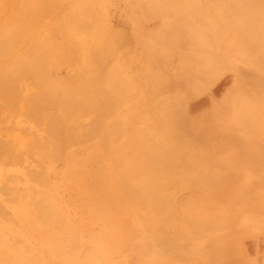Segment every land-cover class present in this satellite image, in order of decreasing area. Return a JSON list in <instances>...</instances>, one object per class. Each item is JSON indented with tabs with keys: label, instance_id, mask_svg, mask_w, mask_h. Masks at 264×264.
<instances>
[{
	"label": "rangeland",
	"instance_id": "obj_1",
	"mask_svg": "<svg viewBox=\"0 0 264 264\" xmlns=\"http://www.w3.org/2000/svg\"><path fill=\"white\" fill-rule=\"evenodd\" d=\"M48 1H53V2L57 1V4L54 3V4H50V5L53 7V9L61 8L64 11L67 10L66 8H67L68 4L72 5L71 2L75 3V0H0V23H2L4 20H6V18L9 16V13L12 10H18V14L19 13H27V14L28 13H34V11L41 10V9L51 10L50 5L47 4V3H49ZM81 1H85L86 6H89L92 9L91 10L88 8V11L91 10V11L87 12L88 18H91V19H94L93 17L102 18V22L99 23L100 26L105 25V23L108 21V19L114 20L115 21L114 27L117 30L123 31V33H124V39L121 40L123 47H122V44H121V46L116 45L117 38H116V41L113 40L112 43H110L112 40V39H110L107 42L108 46L106 43H103V46L105 48L109 49L111 47L110 48L111 54L108 56V59H105V61H106V63L107 62L110 63L109 67H110L111 71L109 74V80L112 79L109 84H106V85L103 84V86L105 85L106 87H108L112 83H116V81L119 80L118 84H116L117 86L115 85L116 89L118 91V89H120V88H118V86L121 83H124L127 81L134 83V81L131 79V76H133L132 75L133 74V72H132L133 68L131 67L132 68L131 69L130 67L129 68L125 67L127 65V63H131V64L136 65V64H139V62H141V61H139L140 56H138V54H137L140 46L137 45L136 40L134 39L135 38L134 36L139 33L138 30L142 31V32L143 31L144 32L149 31L150 29L152 30L153 28L154 29L157 28L160 30L163 24L161 23L160 20H155L153 22L152 21L146 22L144 20L145 15L149 12H146L145 10H142L139 8V0H81ZM151 3H153V5H155V7H157V4H159L158 0H152ZM62 4L64 6L61 7ZM166 4H167L166 5L167 7H170V5H169L170 3H166ZM190 4H193V3L190 2ZM130 5H132V6H130ZM171 8H173V7L171 6ZM154 10L155 9H153V11ZM132 13H135L136 14L135 16H137V18L135 19L136 24H133L134 22H132V20H130L131 18H133V19L135 18V16L130 15ZM19 15L21 17L24 16L23 14H19ZM55 17H56V14H54V16H52V14L47 15L46 17H44L42 19H36V18L31 17L32 18L31 22H23V23H26V24L31 26L30 29L32 31V37L33 38H38V39L43 38L44 39V38H48V33H51V32H47L46 27L49 26V23H51L55 19ZM105 20H107V21H105ZM118 24H120V26L116 27ZM3 26H6L7 30ZM13 26L10 27L8 24L0 25V34H1L0 35V43L5 47V49L7 48L6 50H4V53L3 52L0 53L1 54L0 55V82H2L3 85L1 83L0 84L2 86L8 85L11 87H13V86L16 87V85H17V87H19V89H21V90L27 89L30 92H33V91L37 92L36 88L40 89L39 86L36 87V85L31 83L30 81H28V80L26 81V79H22L24 77L23 76L24 75L23 74L24 69L21 70V68H19L20 70H18L17 68H13L14 65L12 63H10V64L8 63L11 61L10 60L7 61L6 60L7 57L6 58L4 57L5 55L8 54V52H10L8 54V59L9 58L11 59L12 56L10 57V54L12 51H9L10 46H12L11 44H14L17 47V49L15 47L16 50H19V47L24 49V46H25V44L22 43V41L24 42L26 40V37L19 38L17 36L19 38L18 39L16 37V35H14V33H16L17 31L16 32L14 31V33H11L9 31V29L12 30V28L14 29L18 25H15L14 27ZM2 28H4V29H2ZM210 29H212V28H210ZM163 31H166V30H163ZM9 32L11 33V35L9 34ZM19 32H21V31H19ZM88 40H89V38H88ZM6 41H8L9 43H7ZM54 41L58 42V41H56V39ZM78 41H82V42L84 41L83 42L84 44L80 43V48L83 47V50H82L83 53L81 52L82 55L80 56L81 58H79V61L75 60L78 58H73V57L68 58L69 60L68 59L64 60L65 56H62L63 62L60 61V63H62V65H61V69L58 72H59V74L73 76L72 71L74 68H75V70H77V69H80L82 67V65H92L94 63V68L91 69V71L88 73L89 75L87 74L88 76H86L87 79L89 78L87 81H85L86 83H88L87 85L90 84L88 87H87L86 83H82V85L79 84L78 82L76 83L75 81H77V79H75V80L73 79L70 82L73 84L69 83L68 85H66L68 87H75L77 85L79 87V85H81V86L84 85L83 87H79V88L91 90L94 87L93 85H99V82L96 83L97 74H96L95 67L97 66V62L95 59V55L91 51H92V49L96 50L98 48H101V46H100V44H98V42L90 43V42L85 41V39H83V40L78 39ZM154 41H155V39H154ZM160 41H161V39L158 38L157 43H160ZM216 41L217 40H215L214 42L216 43ZM3 43H5V44H3ZM19 43H21V44H19ZM215 43L208 42L207 46L212 44L211 46L213 47V45ZM20 45H22L23 47ZM92 45L93 46L95 45L94 48ZM124 45H127L128 47L124 46ZM113 47H115V49H117V48L118 49L113 51V49H112ZM89 48H92V49L88 50V53H87V49H89ZM127 48L129 50H126ZM123 49L125 51H123ZM115 51H117L116 57L119 54L118 58L114 57ZM124 52L126 53V55ZM122 54L125 55L124 60H123V58H121V57H123ZM130 54H131V56H129ZM85 55H87V56H85ZM83 58H84V60H83ZM115 58H116V60H115ZM127 58H130V59L127 61ZM222 59H223V61L226 62L225 58H222ZM3 60H5V61H3ZM206 62H208V60H206ZM225 62H222V63H225ZM232 62H234V61H232ZM238 63H237V65H238ZM70 65H72V66L74 65L75 67L72 68V66H70ZM234 65H236V62ZM239 66H241L243 68L250 67V65L246 64V62H243V63L240 62ZM68 68H70V70H68ZM179 68H180L179 67V61H175V62L173 61L171 63L167 62L166 66H165V72H164V74H162L161 77L149 73L145 78L146 80L144 81L143 86L140 83H138L137 85H133L131 83L135 87V88L133 87L134 89H130V90H133V92H129V90H126L127 95H125L126 92H124V94L121 95V96L125 95L126 97H121V99L118 102V105L114 109V111L108 110L107 108L99 107L98 104H95V99L92 97L90 99H87L85 102H81L83 108H81L80 110L77 109L79 111V113H77L78 112L77 110L71 111V114H72L71 117L72 118L71 119L67 118L72 122L75 121V123L78 125L79 124L82 125L83 123L89 124L90 122H93L96 117L97 118L99 117V119L105 123V124H103V130H104L103 133L105 131H106V133H104L103 136H105L107 134V138H106L107 141H109V142L115 141L116 144L118 143V146L121 148V150H126V148H124V145L126 142H128V140H127V137L125 134H123L121 137H120V135L116 136V128H117V125H119L118 123L116 124V122L120 121L121 123L120 122L119 123L123 124V125H121V127L124 130L125 127L128 126L129 119L135 118V120L133 121L134 128L136 129V134H135L136 138H134V140H133V145H135V152L133 151L134 157H132V161H135V162L132 164L131 161H129L131 164H128V165H130V166L127 168H126V166L121 168L120 175H119L123 179L126 177L131 183L133 182L134 184H139V182L143 181L141 178H139V176H137L133 173L132 169H138L136 166L139 167L140 165H143L144 167L140 168L143 171L151 170V168L148 167V165L145 161V155H144L145 154V150H144L145 145H147V143H148V145L150 147H152L154 145L153 140H155V144H156L159 141L160 142L163 141L165 136L167 138H170V136H172L171 130L175 129L170 124H169L170 128L167 127V128H169V129H167L165 127V126H168V125H166L167 124L166 121L164 123H162L161 125L156 123L157 122L156 114L160 111V108H159V111H157L155 113V110H158L157 106H151L146 110H143L142 108H139V109L137 108V106H139V104H141V102L143 103V102L147 101V94L149 92V85H147V81L152 82L150 85L151 89H154L156 86H157V88H159V86H161L163 84V80L170 78L174 74H180L181 71ZM251 69H253V68H251ZM8 70H10V72H8ZM92 72H95V73H93V75H92ZM111 73H113V74L111 75ZM230 73L231 72H226V73L222 74L220 77L214 78L213 80H211V81H213V83H210V85H208V89H206V90L204 89V91L202 88L201 89L200 88L195 89L194 95L195 94L197 95L196 96L197 99H195V101L210 98L211 96H213V91L218 87H221L223 89L228 88V86L232 83L230 79L231 78L233 79L234 77H236V76L233 77L232 75L229 76ZM121 74H122V76H121ZM1 75L2 76L5 75L8 78H6L4 76L1 79ZM163 75L165 76L164 79H163ZM228 76L231 78H229ZM53 78H55V77H53ZM259 78H262L260 74H259ZM6 80L8 82H6ZM4 81L6 84H4ZM22 84H24V86H22ZM21 86H22V88H21ZM100 86H101V84H100ZM162 87H160V88H162ZM61 88H63V87H61ZM137 90H139V93L137 92ZM117 91H115V96H117L116 95ZM134 92H135V94L138 93V95L133 94ZM68 93L69 92H58L56 94V96L59 97V99H62V101L65 99V97H67L69 99L68 100L66 98L64 100V102L65 101L70 102L71 98L72 99L74 98V100L78 101V97H76V96L74 97V95H71L70 93H69L70 94V97H69V95H67ZM127 96L128 97L130 96L131 99L127 100L126 99V98H128ZM132 96H136V97L135 98L133 97L134 98L133 99ZM186 96L187 97L192 96L191 91H190V94H186ZM220 99H221V95L216 97L217 101H219ZM8 101H11V99H8ZM248 101H251L250 97L241 95V93L239 91L234 92V94L232 95V102L235 103V105H234L235 107H232L230 111L233 112L235 117L242 118L243 120L246 119L247 110L245 107H246V104L248 103ZM5 104L3 105V103L0 102V119H1L0 130H7L8 131L4 135L0 134V145H1L0 146V156H1V158L6 156V153H7L6 150L9 152L10 151L21 152V154H23L24 157H26V155H27L26 152H28V151L29 152L33 151L35 154L40 155V153H38L33 148L30 150L29 149L27 150L26 148H24L26 146L27 142L30 141V139L34 140V139H37L40 135H42V132L40 131V129L36 128V126H34L33 123L28 122L27 120H24V119H20V118L16 119V120L8 119V122L2 121V118L6 117V114H5L6 110L8 112H10L8 110V108H6V110H3V108L6 107ZM7 104H9V103H7ZM17 104H16V106H17ZM30 105L32 106L33 104H30ZM20 106L21 105L19 103V107ZM31 106H28V107H31ZM26 108H27V106L26 107L21 106V110H25ZM62 111H64L63 108H62ZM62 111H61V109L59 110L60 114L64 115V112H62ZM73 115H77L78 117L73 116ZM100 116H102V118ZM84 117H85V119H84ZM3 120H5V119H3ZM11 121H12V123H11ZM11 129H12V132H11ZM27 129H29V130L27 131ZM158 129H159V134L157 132ZM163 129H165L166 132H164ZM26 131H27V133H26ZM175 131H177V129H175ZM221 131L224 132V131H230V130L226 126V129H225V127H223ZM25 133L27 136H25ZM109 134L111 136H109ZM146 134H149L150 138L147 137V139H146L144 137V135H146ZM157 134H158V136H157ZM12 136H14V138L16 140ZM34 136H35V138H34ZM13 139L15 140V142ZM20 139H22V140H20ZM1 140L4 141V144H8V145L2 146L4 144H2L3 141H1ZM10 140H12V141H10ZM117 140H118V142H117ZM157 140H159V141H157ZM9 142L10 143L13 142L12 145L15 144V146L12 147V149L10 147ZM90 142L94 143L93 138H91ZM90 142L88 144H86L87 148H89L92 145V143H90ZM141 144L143 145V152L139 148V146ZM255 144L256 145L264 144V142L261 141V136H260L259 142L254 140L253 145H255ZM252 147H255V146H252ZM256 147H258V146H256ZM190 148L192 149L191 146H190ZM81 149H83V148H77L76 146H74L68 152L63 153L62 155L58 154V155H55L53 158L44 159V161H42L40 163V166L35 167L36 168V174H37L36 180H31V179L27 180V178L24 177L27 181H23V182H20L18 180V181H15L14 183L13 182L11 183V181L9 179L4 178L3 176H5V175L7 176V171H9V172L10 171H16V169H19L20 172H18V174L20 176H22V172H21L22 167H20V168L14 167V168H11L10 170H8L9 168H7V167L4 168L5 165L1 164L2 159H0V190H1L0 191V205H2V206H0V208L2 207L0 209V217L5 216V217L0 218V264H9L10 261H13L12 260L13 255H23V257L25 259V264H46L45 260L42 257V254L39 253L40 251H44V250L41 249L40 247H39V249H37V243H36L35 239H33V238L28 239L27 238V234H28V231L30 230V228H33V229L35 228L38 231L37 234H40L42 236V238H46L50 242V245H51L50 247H52V248L51 249L45 248L46 254H54V252L56 254H58L59 259H60L58 264H135L132 262L133 261V251L132 250H133V248L136 249L137 241H132V239H133L132 237L136 236V231L133 230V228H132V225H131L132 222L130 221V214H123V216L120 215L119 222L117 221V218L112 215L111 212H106V213L103 212V214H100L99 216H94L95 220L89 218L90 215L87 212L89 209L88 208L89 204L91 205V202H90L91 197L89 198V194H87V193L85 194V191H83V189H82L83 185L86 183L87 190L90 192V188L88 185V178L84 177V172H83L84 169H82L80 165H79V167H77L75 164V163L82 164L81 161H82L83 152L79 151ZM170 149H171L170 147H165L166 151H164L163 157L165 160L167 157H168V159L171 157L172 159L171 158L170 159L173 161V158H174L175 161H173L172 166H170V164H167V162L163 163V165H165L164 169L166 171L162 170L160 172V175H159V180H161L160 184H162V189L160 190L161 191L160 194L163 196L165 195V193H168L170 195L171 184H169V183L171 181L170 176L172 174L170 172H172V171L175 172V171L180 170L179 164L180 165L183 164L185 166L189 165V166H192L194 168V167H197L196 165L203 163L202 161L206 162L208 160V158H212L211 157L212 155L210 152H203V153H200L201 155L199 154V156H200L199 160L194 163L193 161H191L192 154H190V152L188 153L189 156H186L187 151L185 153V152H182L178 149H174V150L173 149L170 150ZM128 150L130 152H132L130 149H128ZM74 153L79 154L80 157H78L75 160L73 167L71 168V170H69L68 166H65V165L68 163H72V162H67V159H65V158L67 157L66 155H72ZM184 153H185V155H184ZM180 154H183V155L180 156ZM31 155H33V153ZM196 157H198V156H196ZM256 157L259 159V161L264 160V157L261 154H255L254 158H256ZM237 158L242 160V161L245 159V158L240 157V155H239V157H236V159ZM177 159H179V160L176 161ZM104 160H106L105 156L103 158V161ZM123 160H124V158H123ZM229 161H230V159L227 160L226 162H224L223 165L230 166ZM166 164L169 166H167ZM247 166L249 167V165H247L246 163H242L239 166H235L234 167L235 170L233 172L243 170V169L247 168ZM169 168H171L172 171H170ZM3 170L5 171V173ZM125 170L127 172H125ZM3 173L5 175H2ZM225 174H227V173H223L222 175H225ZM229 174H231V172ZM73 175H74L75 181L73 180ZM160 176H162V177H160ZM163 176H165V177L163 178ZM43 178L47 179V183H48V184L46 183L47 186H44L41 183V181H44ZM8 180H9V182H8ZM118 180H119V177H118ZM58 181H60V182H58ZM178 181H179V179H177V182ZM56 182L57 183L62 182L64 184H66V187L62 189V192H61L59 197L57 196V193L55 192V189H54L55 186L57 185ZM179 182H184V181H179ZM190 185H192V184L190 183ZM31 186H32V188H30ZM4 187L6 188L7 191H9L7 194L3 192V191H6V190H4L5 189ZM164 187H166V188H164ZM11 188H13V189H11ZM67 189L69 190V192L68 193L64 192L65 190L67 191ZM114 189L116 192L118 191L117 185H116V188H114ZM11 190H14V191H11ZM16 190L22 191V192H20L19 196L15 195ZM23 190H25V191H23ZM181 191L182 192L185 191V188H184V190H181ZM221 191L225 194L231 193L230 189L227 187L222 188ZM23 192L27 193V196L25 195V197H24V195H22L24 198L19 199V197H21L20 195L23 194ZM142 192H144L145 194H148L149 190L143 189ZM179 192L180 191H177V192H175V194L178 196ZM192 192L194 193V191H192ZM10 193H13L15 196H11L12 194L8 195ZM183 195H185V194H183ZM15 197H18V199L17 198L15 199ZM11 198H14V200L13 201L10 200ZM222 198L229 203L233 200L230 197H228V198L222 197ZM177 199H179V198H177ZM129 200H130V198L127 199V203ZM147 200H146V206L143 207L144 204L143 205L141 204L142 209L138 208V211L141 214L144 213L146 215L145 218L149 219V221L151 223H153L154 221L162 220L160 225L155 224V225H158L157 227H155V228H158L155 230V233H156V237H158L159 239L161 238V236L163 237L167 232H173L172 236L166 237V239L168 240V243L172 239L174 241L172 243V245L174 246L173 247L174 250L178 251L180 253V255L183 254L184 258L186 257L185 259H187L184 261L176 260V262H179L181 264H194L192 261L191 262L189 261L190 257L193 258L194 256H197L198 254H200L201 251L205 252V251L210 250V249H208V247L210 246L209 240L211 239V237L209 235H207L211 232V231H209V229L206 228V229L196 230L193 228H189L186 225L182 224V222H180V221H179L180 222V224H179V222H177L176 219H173L171 221L170 220L166 221V219L168 217H170V215L177 218V216L183 217V214L181 213V215H180L178 210L176 213H174V209L170 208L171 206H168L170 203H167L166 206L163 205L162 207L157 209V207L153 204V201L151 199H149V200L152 202H150L149 200L147 202ZM10 201H12L14 203H11ZM241 201H247V200H241ZM141 203H143V202H141ZM210 204H211L210 205L211 207H213V205H215L213 203H210ZM128 205L130 207H135V206H133L135 204L132 205V204L128 203ZM210 206H209V208H210ZM21 207H23V209H25V212H26L24 214L23 221L20 218H18L17 216L12 214V211L16 212V209L21 208ZM108 209H109V207H108ZM108 209L106 211H108ZM166 210H168L169 212L168 211L165 212ZM210 214H214V213L210 211L209 214H202V216H198L199 218H194V219L192 218V220H193L192 222L200 223L206 219H211L212 216H209ZM213 216H215V215H213ZM121 218L124 221L121 220ZM163 220H164V222H163ZM170 228H173V230H171ZM225 229H227V228H225ZM48 232L51 233V236H49L47 234ZM160 233H162V235H160ZM200 234H204L205 237H202ZM134 242H135V244H134ZM182 246H184V247H182ZM145 252L147 254L150 251H148L146 249ZM146 254H145V256H148ZM145 256H143V259L146 260V262H145L146 264H154V260H151V258H147ZM158 261L161 262V259H159Z\"/></svg>",
	"mask_w": 264,
	"mask_h": 264
},
{
	"label": "crops",
	"instance_id": "obj_2",
	"mask_svg": "<svg viewBox=\"0 0 264 264\" xmlns=\"http://www.w3.org/2000/svg\"><path fill=\"white\" fill-rule=\"evenodd\" d=\"M158 7H161V5ZM158 20H160L161 23L163 24L160 30L157 28L156 29L153 28L152 30L150 29L149 31L146 32L140 31L142 35L143 46L147 49L149 48L151 50L150 52H152L149 55V61L151 62V66H149V68H147L144 71V74L140 73L141 76L139 77L136 76V78L138 79V81H142L144 78H146V76L149 73L161 77L162 74H164L165 72L166 63L167 62L171 63L173 61L174 62L179 61V67H180L179 69L181 73L172 75L170 78L165 79L162 84L163 87L162 85L159 86V88H157L156 86L154 89H151V87H149V92L147 94V101L143 103L141 102V104H139L137 108L138 109L142 108L143 110H146L151 106H157L158 108L157 107L156 108L158 110H155V113L159 111L160 108V111L156 114V120L158 122L156 123L161 125V123H164L166 121L167 123L166 125H168L166 126V128L167 127L170 128L171 124L172 126L175 125V127L173 128L179 130L175 132L182 133L181 135L178 134V137H176V139L178 138L179 140L180 138V140L182 141V139L185 138L186 140V142L185 140H183L182 142L180 140H179L180 142L177 141L179 142V146L181 147L180 151H182V146H183V145L181 146V144L183 143L185 145L186 143L187 145L189 141L188 138L192 139L193 142L189 141L192 144L191 143L188 144L187 149L189 145L194 146L193 145L194 143L198 144L195 145L194 148L192 147L193 149L190 148V150L188 149L189 151L187 150L186 156H189L188 155L189 152L190 154H192L191 161H193L194 163L197 162L200 157L199 154L203 152H210L212 158H208L206 162L202 161L203 163L196 165L197 167L194 168L192 166L189 165L185 166L183 164L181 165L179 164L180 170L175 172H173L172 169L170 168L171 170L170 169L169 170L172 171L171 172L172 178L169 183L171 184V192L170 195L168 193H165L166 196L165 195L163 196L160 194L161 193L160 190L162 189V184L158 183V178H159L158 173L160 175L161 170L160 172L158 171L159 169L164 168V165L162 163L165 159L163 158L164 160L162 162L161 161L159 162L158 161L159 159L157 160L159 155L157 158H155V160L163 166V167L160 166V168L157 169V167L160 164L158 163L157 166L156 165L157 162L153 161L154 159L153 160L151 159V161H149L150 159L146 158V154L148 155L150 149L152 150V148L147 143V145H145L144 148L146 153L145 161L147 165H151L152 161L155 162V164L152 163L153 166L152 167L150 166L151 170L148 171L147 170L143 171L140 169L144 167L143 165H140L139 167L136 166L138 169H132L133 173L139 176V178H141L143 181L139 182V184H134L133 182L131 183L126 177L123 179L122 177L119 176L121 168L125 166L127 168L130 166L128 164L131 163L133 164L135 162L132 161V157H134L133 151L135 152V145H133V140L134 138H136L135 137L136 129L134 128V124H133L135 118L132 119L130 118L131 120L129 119L128 126H126L124 130L121 128V130H123L121 135L125 134L128 140V142H126L124 145V148H126V150H121V148L118 146V143L116 144L115 146L116 155L114 158L115 166H114V170H112L111 173L105 172V169L101 164V161L98 162L97 165L98 169L97 170L93 169L92 173H91L92 166L86 165L85 159H83L82 164L79 163H75V164L77 167H79L80 165L81 168L84 169L83 170L84 177L88 178V185L90 188V192L91 190H94L96 187L98 188L103 185L102 191L103 190L105 191L103 193V197L107 198L108 200V197L111 195V199H114V201L109 200V204L115 206L118 205L120 207V211H115L112 213V215L117 218L118 222L120 219V215L123 216V214H130V221L132 222L130 223L132 225L133 230L136 231V236L133 237L131 236L133 238L132 241H137L136 249L133 248L132 250L133 263L144 264L146 262V260L143 259V256H145L146 254L145 252L146 249L150 252L147 253L146 255L148 256L145 257L154 260V264H181L179 262H176V260L178 261L187 260L185 259L186 257L184 258L183 254L180 255L178 251L174 250L173 248L174 246L172 245L174 241L172 239L169 242L171 244L168 243L166 237L172 236L173 232H167L163 237L161 236L160 239L156 237L155 230L158 228L155 227L160 225L162 220L154 221L153 223H151L149 219L145 218L146 215L144 213L141 214L138 211V208L142 209V206L141 204H138V201L144 203L146 201L145 200L146 197L147 199L152 197L150 199H152L153 201L154 199H156L153 202V204L157 207V209H159L163 205L166 206L167 203H170V200L173 202V200L175 199L174 200L175 202L170 203L169 206L173 204L174 206L172 205L171 208L173 207L174 213H176L178 210L180 215L181 213L183 214V217L177 216V218H175L174 216L170 215V217H168L166 221L169 220L171 221L173 219H176L177 222L180 221L182 222V224L186 225L189 228H193L196 230L207 228L209 229V231H211L209 234H207L211 237V239L209 240L210 246L208 247V249L210 250L205 252L201 251L200 254H198L197 256H194L193 258L190 257L189 258L190 262L192 261L194 264H225V263L226 264H264V161L263 160L259 161L257 157L255 158L256 160H254L255 154H261L264 157V144L253 145L254 140L258 142L260 141V136H261V141L264 142V121L263 122L258 121L260 119L264 120V115H262L263 118L260 117L261 115H259L257 118V115L254 112L256 103L252 101H249L246 104L245 108L247 110L246 112L247 114L245 120L239 117H235L233 112L230 111L232 107H235L234 106L235 103L232 102V95L236 91H239L241 95L250 97V99L253 100L254 99L257 100L256 99L257 97L264 96V88L263 86H261L262 83L258 79L259 73L256 71V69H251L250 67L249 68L241 67L237 69L236 66H239L240 62L243 63L244 58H240V59L236 58L235 50L233 48L231 49V53L229 54L224 53L223 51H220L222 53L217 51L219 47L218 39H213L212 37L220 34L219 39H221V41L224 37L220 32L216 31L217 30L216 26L218 23L215 20L210 21L209 24L206 22L208 27H206L205 25V29L214 30L213 36L207 37L205 35V32H199L201 35H203L202 37H200L199 40V44H200L199 47L202 48L203 50L198 51L194 55L191 54L179 55V53L176 52L175 50L172 51L170 40L167 38L166 35L172 32L174 25L172 24V21H168V19H158ZM151 21L153 22L155 20L153 19L146 22H151ZM209 25H211V27H209ZM158 38L161 39L160 43H157ZM215 40H217L216 43L214 42ZM208 42L215 43L213 47L211 46L212 44L208 46L213 49V52L206 50L205 46L208 45ZM147 52L149 51L147 50ZM222 58H225L226 62L223 61ZM206 60H208V62H206ZM183 61L186 62L182 64ZM235 62L236 65H233L235 64ZM226 72H231L229 76L231 75L233 77L236 76L233 79L229 77L232 79V80L230 79L232 83L228 86V88L223 89L221 87H218L216 88L217 90L215 89L213 91L215 93H213V96H211L210 98L195 101V99H197L195 98L196 94L194 95L195 89L202 88L203 91L204 89L205 90L208 89V85H210V83H213V81L211 80L220 77L222 74ZM163 78H165L164 75ZM170 79L173 80L170 81ZM181 80L184 82L187 81L188 88H186L183 91L178 90L177 87L172 88L171 89L172 91L166 90V88L171 87L173 83L176 84ZM169 82L170 84H168ZM151 83L152 82L147 81V85L150 86ZM257 83H260L261 85ZM261 88L263 89V91L261 90ZM219 89L221 90L218 91ZM190 91L192 96L187 97L186 93L190 94ZM220 95H221V99L217 101L216 97ZM195 106H198V108ZM182 116L184 117L182 118ZM170 120L172 122H170ZM226 126L230 131L222 132L221 131L222 128L225 127L226 129ZM164 131L166 132L165 129ZM157 132H159V129ZM175 132L174 134L172 133V135L175 136ZM182 135L184 136V138L181 139ZM232 135L235 136L238 140L232 141V143L227 142V139ZM202 136L203 138H201ZM144 137L147 139V137L150 138V135L146 134L144 135ZM153 141L155 142V140ZM234 142H238V143L234 144ZM142 144L139 146V148L143 152ZM200 144H202V146H200ZM252 146L255 147L258 146V147H256L257 148L256 149L255 147ZM127 148L130 149L132 152H130ZM184 149L183 151L185 152ZM94 152L95 153L92 154L93 157L98 154L97 151ZM155 153L157 154V152ZM242 154H244V156ZM73 155L78 156L79 154L74 153ZM151 155L153 156V154ZM239 155L240 157L245 159L243 161L238 158L236 159V157H239ZM160 158H162V156ZM229 159H230L229 161L230 166L223 165V163ZM129 161H131V163ZM165 161L170 163V166L173 165V164L171 165L169 159ZM242 163H246L247 165H249V167L237 172H233L235 170L234 167L239 166ZM257 163H258V167L260 166L259 168L256 167ZM154 165H156V167ZM154 167L157 170H155ZM71 168L72 166L68 167L69 170H71ZM101 170H104V173L101 174L100 173ZM125 172L127 171L125 170ZM155 172L156 173L158 172L157 176ZM230 172L231 174H229ZM223 173H227V174L222 175ZM176 174L178 175L175 176ZM154 177L156 178L157 181L156 180L151 181V179H155ZM177 179H179V181H184V182H179V181L177 182ZM73 180L75 181L74 175H73ZM113 180L116 182L114 183V185H111V182ZM124 183L128 185L125 186ZM155 183L157 185V188L155 187L156 186ZM190 183L192 185H190ZM56 184H58L56 186L58 187V190L56 188L55 192L59 197L62 192V189L66 187V184L62 182L61 183L56 182ZM116 185L118 187L117 192L114 189L116 188ZM130 185L132 187H130ZM224 187L229 188L231 193L228 194L223 193L221 190ZM85 188H87L86 183L83 185L82 188L83 191ZM146 188L149 190V192L152 188V192L148 194H145L144 192H140L142 191V189H146ZM174 188L176 189L174 190ZM184 188L185 191L182 192L181 190H184ZM177 191H180L178 196L175 194V192ZM192 191H194V193ZM64 192L68 193L69 190L67 189V191L65 190ZM90 192L87 190L85 194L86 193L89 195L93 194L95 195L96 198L99 195V194H95V191L91 193ZM137 193H139L145 199H142V197L140 199V196H138ZM152 194H157L158 196ZM167 194L169 197L167 196ZM158 197H162L160 199H167V201L165 202L166 204L159 205L160 203L158 202L160 201H157V199H159ZM222 197H227V198L230 197L233 200L229 203L226 200H224ZM128 198H130L128 203L132 205L135 204L133 205L135 207H130L128 205L127 203ZM132 199H135V201ZM241 200H247V201H241ZM163 201H161V203ZM90 202H91V206L94 205L93 204L94 202L92 201ZM95 202L98 203L97 201ZM210 203H213L215 205L211 207ZM209 210L214 213L209 215L212 216L211 219H206L207 221L204 220L200 223L192 222L193 221L192 218L193 219L199 218L198 216H202V214H209L210 213ZM100 211H102V213H98L96 209L93 211L88 209L87 213L90 215L89 218L95 220L94 216H99L100 214H103V212L105 213L107 212L106 209L104 208L103 210ZM121 220L123 219L121 218ZM170 229L173 230V228ZM160 235H162V233H160ZM200 235L202 237H205L204 234H200ZM159 259H161V262L158 261ZM9 264H25V261H20V262L10 261Z\"/></svg>",
	"mask_w": 264,
	"mask_h": 264
},
{
	"label": "bare ground",
	"instance_id": "obj_3",
	"mask_svg": "<svg viewBox=\"0 0 264 264\" xmlns=\"http://www.w3.org/2000/svg\"><path fill=\"white\" fill-rule=\"evenodd\" d=\"M48 2H49V3H47L48 5L54 4V3L57 4V1L56 2L48 1ZM151 2H152V0H139V8L142 9V10H145L146 12H149V13H147L145 15V19L144 20L145 21H149V20H153V19L154 20L168 19V21H172V24L174 25L173 26V30H172V32L170 34L166 35L167 38L170 40L172 51L175 50L176 52L179 53V55H183V54L194 55L198 51L203 50L202 48L199 47L200 46V44H199L200 37L203 36L199 32H205V35L207 37L208 36H213V31L214 30L205 29V25H206V27H208L206 22L209 24L210 21L215 20L218 23L217 26H216V28H217L216 31L220 32L223 35V37H224L222 39V41H221V39H219L220 34L217 35L218 37L217 36L212 37L213 39H218L219 47H218L217 51H219V52L223 51L224 53H228L229 54V53H231V49L233 48L235 50L236 58H238V59L244 58V62H246V64L250 65V67L252 66L251 68L256 69V71L261 75L262 78H258V79L260 80L262 85L260 83H257V84H260L264 88V0H158L159 4H157V7H155V5H153V3H151ZM190 2H192L193 4H190ZM71 3H72V5L68 4V6L66 8L67 9L66 11H64L61 8L53 9V7L50 5L51 10L41 9V10L34 11V13H28V14L27 13H19V14H23L24 15L23 17H21L18 14V10H12L9 13V16L6 18V20H4L2 23H0V25L8 24L10 27L13 26V25L14 26L18 25L14 29L12 28V30L9 29V31L11 33H14V31L15 32L17 31L16 33H14V35H16V37L17 36L19 38L26 37V40L24 42L22 41V43L25 44V46L22 44L24 46V49L19 47V50H16L17 47L14 44H11L12 46H10V48H9V51H12L11 54H10V57L12 56L11 59L10 58L8 59V54L10 52H8V54L5 55L4 57L5 58L7 57V59H6L7 61L8 60L11 61V62H8V63L9 64L12 63L15 66V67L13 66V68H17L18 70H20L19 68H21V70L24 69L23 70L24 71V73H23L24 75L23 76L25 78L23 77L22 79H26V81L27 80L30 81L31 83L36 85V87L37 86L40 87V89L35 87L37 89V92H34V91L30 92L27 89H25V90L22 89L23 90L22 91L21 89H19V87H17V85H16L17 88L14 87V86L11 87V86H8V85L7 86L6 85L2 86L3 83L0 82L2 84V85L0 84L1 85L0 86V102H2L3 105L6 103L5 104L6 107H4V108L2 107V108H3V110H6V108H8V110L11 112L10 113V112H8L6 110V112H7V113L5 112L6 117L2 118V121L8 122V119H12V120H16V119H19V118L20 119H24V120H27L28 122L33 123L34 126H36V128H39L40 131L42 132V135H40L37 139H34V140L30 139V141L27 142L26 146L24 147L27 150L28 149L30 150V149L33 148L38 153H40V155L35 154L33 151H30V152L28 151V152H26L27 153L26 157H24V155L21 154V152H15V151H10L9 152V151L6 150V152L7 153L9 152V153L8 154L6 153V156H4L3 158H1V156H0V159H2V161H1L2 163L1 164L5 165L4 168L7 167V168H9L8 170H10L11 168H14V167H16V168L22 167V170H21L22 176H20L18 174V172H20L19 169H16V171H10V172L7 171V176L4 174L5 173V171H4L5 169L3 170L4 173L2 175L6 176V177L5 176H3V177L6 178V179H9L11 181V183L12 182L14 183L15 181H18V180L20 182L27 181L29 179L36 180V177H37L36 168H35L36 166H40V163L42 161H44V159L53 158L55 155H58V154L62 155L63 153L68 152L74 146H76L77 148H83V149L79 150V151L83 152L82 161H83V159H85L86 165L92 166L91 173H92L93 169L94 170L98 169L97 165H98L99 161H101V164L103 165V167L105 169V172L111 173V171L114 170V166H115L114 158H115V155H116V153H115L116 142L115 141L114 142L107 141V139H106L107 138V134L105 135L106 137L103 136L104 133H106V131L103 133V131H104L103 130V124H105V123L102 120H100L99 117L98 118L96 117L94 119V121L90 122L89 124H85V123L82 124L81 123L82 125H80V124L78 125V124L75 123V121L72 122V121L69 120V119L72 118L71 117L72 116L71 111H75L77 109L80 110L81 108H83L81 102H85L87 99H90L92 97L95 99V104H98L99 107L107 108L108 110L114 111V109L117 107L118 102L120 101L121 97H126L125 96V95H127V91L126 90H129V92H133V90H130V89H134L135 88L133 85H137L138 83L144 84L145 78L142 81H138L136 76H138V77L141 76L140 73L144 74V71L147 68H149V66H151V62L149 61V55L152 52H150L151 50L149 48L147 49V48H145L143 46L142 35H141V32L138 30L139 33L134 36L135 37L134 39L136 40L137 45L140 46L139 49H138L137 54H138V56H140L139 57V61H141V62H139V64H136V65L135 64H131V63H127V65L125 66V67H128V68L129 67L133 68V70H132V72H133L132 75L133 76H131V79L134 81V83H132L130 81L121 83L119 85L120 87L118 86V88H120V89H118L119 92L116 89V86H117L116 84H118V81H119L118 79H117L118 81H116V83H112L110 86L106 87L105 85L109 84L110 81L112 80V79L109 80V74H110V71H111V69L109 67L110 63L109 62L106 63V61H105V59H108V56L111 54V51H110L111 47L109 49L105 48L103 46V43H106L107 46H108L107 42L110 39H112L111 42H110V43H112V41L113 40L116 41V38H117L116 45L121 46V44H122L121 40L124 39V33H123V31L117 30L114 27L115 26L114 25V22H115L114 20H109V19H108V21L105 20V21H107L105 23V25H101L100 26L99 23L102 22V18H96V17H93L94 19L88 18V13L87 12L91 11L92 9L89 6H86V2L85 1L75 0V3H73V2H71ZM166 3H170L169 4L170 7H167ZM160 5H161V7H158ZM62 6H64V5L62 4L61 7ZM130 6H132V5H130ZM171 6L173 8H171ZM88 8L91 9V10L88 11ZM153 9H155V10L153 11ZM50 14H52V16H54V14H56V17L51 23H49V26L46 27L47 32H51V33H48V38H44V39L43 38L42 39L33 38L32 37V31L30 29L31 26L26 24V23H23V22H31L32 21L31 17L36 18V19H42V18H44V17H46L47 15H50ZM130 15L131 16H135L136 14L132 13ZM136 18H137V16H135L134 19L133 18L130 19V20H132V22H134L133 24H136V22H135ZM119 26H120V24H118L116 27H119ZM3 27L7 30L6 26H3ZM209 27H211V25H209ZM4 28H2V29H4ZM19 31H21V32H19ZM10 32H9V34L11 35ZM77 38L80 39V40L85 39V41L90 42V43L98 42V44H100V46H101V48H98L96 50H94L92 48L87 49V53H88V50L92 49L91 52H93V54L95 55V59H96V62H97V66L95 67L96 74H97L96 83L99 82V85H93L94 87L91 90L82 89V88H79V87H83L84 85L81 86L82 83H86L85 81H87L89 79V78L87 79L86 76H88L89 75L88 73L91 71V69L94 68V63L93 62H92L93 63L92 65H82V67L80 69H77V70H75V68H74L73 71H72L73 72V76L59 74V72H58L61 69V65H62V63H60V61L63 62L62 61L63 60L62 56H65L64 60H67L68 58L73 57V58H78V59H75V60L79 61V58H81L80 56L83 53L82 52L83 47L80 48V43L82 44L84 41L83 42L82 41H78ZM88 38H89V40H88ZM55 39L58 42H55L54 41ZM6 42L9 43L8 41H6ZM5 43H3V44H5ZM19 44H21V43H19ZM205 44H206V42H205ZM22 45H20V46H22ZM94 46H93V48H94ZM124 46H127V45H124ZM15 47H16V49H15ZM122 47H123V44H122ZM205 48H206L207 51H210V52L212 51L213 52V49L211 47L205 46ZM6 49L0 43V53H2V52L4 53V50H6ZM112 49L114 51V50H117L118 48L115 49V47H113ZM124 49H123V51H125ZM126 50H129V49L127 48ZM147 50L149 52H147ZM220 53H222V52H220ZM114 54H115V56L113 54L112 55L114 57H116L117 51H115ZM123 54H122L123 57H121V58H123V60H124V57H125L126 53H125V55H123ZM118 55H117L116 58H118ZM85 56H87V55H85ZM129 56H131V54ZM116 58H115V60H116ZM218 58H220V57H218ZM129 59L130 58H127V61ZM83 60H84V58H83ZM3 61H5V60H3ZM185 62L186 61H183L182 64H184ZM70 66H72V65H70ZM73 67H75V66L73 65L72 68ZM236 68L237 69L241 68V66H236ZM68 70H70V68H68ZM8 72H10V70H8ZM93 73H95V72H92V75H93ZM238 73H240V72H238ZM112 74L113 73H111V75ZM4 76L5 75H3V76L1 75V79ZM52 76L55 77V78H53ZM121 76H122V74H121ZM6 78H8V77H6ZM73 79L74 80L77 79V81H75V82L76 83L78 82L81 85H79V87H78V85L77 86L74 85L75 87L66 86ZM172 80L170 79V81H172ZM6 82H8V81L6 80ZM4 84H6L5 81H4ZM70 84H73V83H70ZM87 84L88 83H86V85ZM100 84H101V86H100ZM103 84H105V85L103 86ZM168 84H170V82ZM174 84L175 83H173L171 87L166 88V90L167 91H172L171 90L172 88L177 87L178 90L183 91L186 88H188L187 81L184 82V81L181 80L178 83H176L175 85ZM89 85H87V87ZM22 86H24V84H22ZM22 86H21V88H22ZM61 87H63V88H61ZM220 90L221 89H219L218 91H220ZM261 90L263 91L262 88H261ZM115 91H117V94H116L117 96H115ZM58 92H69L71 95H74V97L75 96L78 97V101L74 100V98L73 99L71 98L70 102H68V101L64 102V100L67 97H65V99L62 101V99H59V97L56 96V94ZM124 92H126L125 95L121 96L122 94H124ZM135 92L133 94H135ZM137 92L139 93V90H137ZM69 93L67 95H69V97H70ZM138 93H136V94L138 95ZM213 93H215V92H213ZM130 96L129 97L127 96L128 98H126V99L127 100L131 99ZM133 97L135 98L136 96H132V98ZM8 99H11V101H8ZM256 99L257 100L251 99L252 102L256 103L254 112L257 115V118H258L259 115H261L260 117L263 118L262 115H264V104H263L264 96L257 97ZM18 102L20 103V105L22 107H26L27 106V108L25 110H21V106L19 107V103ZM7 103H9L10 105L7 104ZM16 104H17L18 107L16 106ZM30 104H33V105L31 106ZM146 104H147V102H146ZM28 106H31V107H28ZM195 107L198 108V106H195ZM62 108L64 109V111H62ZM58 109L59 110L61 109V111L64 112V115L60 114ZM77 113H79V111ZM159 114H161V113H159ZM73 116L78 117L77 115H73ZM100 117L102 118V116H100ZM183 117L184 116H182V118ZM67 118H69V119H67ZM3 119H5V120H3ZM84 119H85V117H84ZM161 119H163V118H161ZM171 120H170V122H172ZM0 121H1V119H0ZM258 121L259 122H263L264 120L260 119ZM119 122L120 121L116 122V124L117 123L119 124V125H117V128H116V136L117 135H121L122 132H123V130H121V128H122L121 125L122 124H120L121 122L120 123ZM11 123H12V121H11ZM171 126H172V124H171ZM173 127H175V125ZM175 129L172 130V131L175 132ZM179 129H181V128H179ZM28 130L29 129H27V131ZM27 131H26V133H27ZM177 131H179V130H177ZM7 132H8L7 130H0V134H3V135L6 134ZM11 132H12V129H11ZM174 132H172V133L174 134ZM26 133H25V136H27ZM178 134L181 135L182 133H180V132L176 133L175 132V136L172 135V136H170V138H167L165 136L163 141L160 142L159 140H157L159 142L156 143V144L154 142L155 145L151 147L153 151L150 149V151H152V152L149 151L148 153L149 154L151 153V154H153V156H156V157H153L151 154L147 155L145 153L146 154V158L147 159L149 158L150 159L149 161H151V159L152 160L154 159L153 161L157 162L155 160V158H157L158 155H159L157 160L159 159L158 161L162 162L164 160L163 159L164 158L163 157L164 151H166L165 147H170L171 149H178L180 147L179 146V142L181 140H180V138H179L180 141L178 140V138L176 139V137H178ZM35 136H34V138H35ZM109 136H111V135L109 134ZM182 136H181V139L184 138V136L183 137ZM197 136H199V135H197ZM12 137L14 138V136H12ZM224 137H227V136H224ZM91 138H93L94 143L90 142ZM201 138H203V136ZM15 140H14V142H15ZM20 140H22V139H20ZM118 140H117V142H118ZM183 140H185V138L182 139V141ZM188 140L193 142L192 139L188 138ZM235 140H238V139L235 136L232 135V136H230L227 139V142L232 143V141H235ZM1 141H3V140H1ZM10 141H12V140H10ZM177 141H179V142H177ZM189 141H188L187 145L191 143ZM198 141H199V138H198ZM89 142L92 143V145L89 148H87L86 144H88ZM185 142H186V140H185ZM238 142H234V144L238 143ZM2 144H4V141H3ZM12 144H13V142L10 143L11 149H12V147L15 146V144L14 145H12ZM5 145L7 146L8 144H4L2 146H5ZM187 145H186V143H185V145L183 143L181 144L182 151H183L184 148H185L184 149L185 152L188 149L190 150V146L191 145L188 147V149H187ZM193 145L195 146V145H198V144L194 143ZM184 146H186V147H184ZM200 146H202V144H200ZM191 147H193V146H191ZM180 149H181V147L178 150H180ZM94 151H97L99 155L97 154L96 156L93 157L92 154L95 153ZM154 151L157 152V154ZM30 153L31 154L33 153V155H31ZM242 155L244 156V154H242ZM66 156H65L66 157L65 159H67V162H72V163H68L66 165L64 164L65 166H68V167H70V166L73 167V165L75 163V160L78 157H80V155L74 156L73 154L72 155H66ZM104 156L106 157V160L103 161ZM161 156H162V158H160ZM181 156H182V154H181ZM171 159L169 160V162H171V165H172L173 162H172ZM166 160H168V159H166ZM173 160H174V158H173ZM178 160L179 159H177L176 161H178ZM254 160H256V159L254 158ZM153 161L151 162V165H148L149 167L153 166L152 163L155 164V162H153ZM159 162L156 163L157 166H158ZM165 162L166 161L164 160L163 163H165ZM167 164H170V163L167 162ZM156 165H154V166L156 167ZM256 165H257L256 167H258V163ZM160 166H162V165L160 164L157 167V169H159ZM167 166H169V165H167ZM155 167H154V169H155ZM164 167H165V165H164ZM157 169H155V170H157ZM160 170L161 171L162 170L166 171L163 168V169H159L158 172H160ZM100 173L101 174L104 173V170H101ZM157 173H156V176H157ZM177 175L178 174H176L175 176H177ZM148 176H150V175H148ZM158 176H159V173H158ZM24 177H26L27 180ZM160 177H162V176H160ZM164 177L165 176H163V178ZM170 177L172 178V176H170ZM9 180H8V182H9ZM43 180L44 181H41V183L44 186H47V184H48L47 183V179L43 178ZM152 180L155 181L156 178L155 179H151V181ZM158 180H159V178H158ZM160 181L161 180H159L158 182L160 183ZM115 182L116 181L113 180L111 182V185H114ZM127 185L125 184V186H127ZM131 185H130V187H132ZM155 185H156V183H155ZM173 185H174V183H173ZM56 186H55L54 189L57 188V190H58V187H56ZM175 186H176V184H175ZM155 187L157 188V185ZM30 188H32V186ZM102 188L103 187L101 186V187H98V188L96 187L94 190H91V192L95 191V194H99V195H98L97 198L93 194L89 195V198L91 196V201L92 202L94 201V203H93L94 205H92V206L89 205V210L93 211V210L96 209V211L98 213H102V211H100V210H103V208L107 210L108 207H109L107 212L113 213L115 211H120V207L118 205L115 206V205L109 204V200L114 201V199H111V195L108 197V200H107V198L103 197V193L105 191L104 190L102 191ZM164 188H166V187H164ZM11 189H13V188H11ZM175 189L176 188H174V190ZM4 190H6V188ZM151 190H152V188H151ZM11 191H14V190H11ZM23 191H25V190H23ZM84 191L87 192V188H85ZM126 191H127V189H126ZM142 191H143V189H142ZM142 191H140V192H142ZM3 192L7 194L9 191L6 190V191H3ZM20 192H22V191L21 190H16L15 191V195L19 196ZM132 192H133V190H132ZM139 193H137V194H138V196H140V199H141L142 196L140 195L141 193L140 194ZM8 195L15 196L13 193H10ZM22 195H24V197H25V195L27 196V193L23 192V194L20 195L21 197H19V199L20 198H24ZM152 195H157V194H152ZM157 196H156V198H157ZM167 196H168V194H167ZM101 197H103V198H101ZM16 198L18 199V197H15V199ZM150 198H152V197H150ZM150 198H148V200ZM153 198H154V196H153ZM158 198L160 199L162 197H158ZM142 199H145V198L142 197ZM159 199H157V201H160V202H158V203H160V205L166 204L165 202L167 201V199H160V200ZM10 200L13 201L14 198H11ZM132 200L135 201V199H132ZM145 200H147V197H146ZM148 200H147V202H148ZM155 200L156 199H154V201ZM169 200H170V198H169ZM174 200H173V202H175ZM12 201H10V202L14 203ZM95 201H97L99 204L96 203ZM152 201H150V202H152ZM161 201H163V202L161 203ZM103 202H105V203H103ZM173 202L170 200V203H173ZM138 204H142V205L145 204V205H143V207H144V206H146V201L144 203H141V201H138ZM172 205L173 204H171V206ZM0 206H2V205H0ZM167 211L168 210H166L165 212H167ZM25 213L26 212H25V209H23V207L17 208L16 212L12 211V214L17 216L18 218H20L22 221L24 219V214ZM1 217H5V216H1ZM37 232L38 231L35 228L34 229L30 228V230L28 231V234H27V238L28 239H30V238L35 239V241L37 243V249H39V247H40L41 249L44 250V251H40V252H41L42 257L45 260L46 264H58V262L60 261L58 254H56L54 251H53L54 254H46L45 248L46 249H51L52 248V247H50L51 246L50 242L46 238H42V236L40 234H37ZM47 234L49 236H51L50 232H48ZM163 247H166V246H163ZM182 247H184V246H182ZM12 260L16 261V262L25 261L23 255H13ZM222 263H224V262H222Z\"/></svg>",
	"mask_w": 264,
	"mask_h": 264
}]
</instances>
